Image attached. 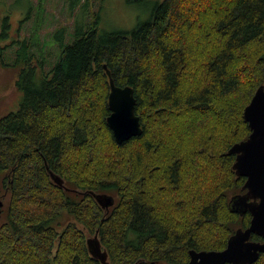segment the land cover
Returning <instances> with one entry per match:
<instances>
[{
    "label": "trees",
    "instance_id": "1",
    "mask_svg": "<svg viewBox=\"0 0 264 264\" xmlns=\"http://www.w3.org/2000/svg\"><path fill=\"white\" fill-rule=\"evenodd\" d=\"M99 20L93 12L71 43L56 29L52 66L56 48L44 53L38 35L16 42L23 99L0 117V264H102L84 231L98 232L110 264H187L191 249H224L250 224L229 207L246 182L229 150L249 137L244 110L264 85V0H157L128 30ZM105 63L134 88L143 129L121 144L107 124Z\"/></svg>",
    "mask_w": 264,
    "mask_h": 264
},
{
    "label": "water",
    "instance_id": "2",
    "mask_svg": "<svg viewBox=\"0 0 264 264\" xmlns=\"http://www.w3.org/2000/svg\"><path fill=\"white\" fill-rule=\"evenodd\" d=\"M103 68L109 77V109L107 124L113 132L118 144L143 132L140 117L136 114V97L134 88L130 85L120 86L115 83L107 64ZM244 118L248 122L251 133L241 142L235 143L229 152L236 154L233 168L236 174L246 177L244 192L233 195L229 201L232 211L243 215L251 213L248 227L238 228L228 239L227 246L221 250L191 249L187 264H253L261 253H264V241L253 240L252 235L264 237V85H260L249 104L245 107ZM47 168L53 181L65 186L64 180ZM102 207L108 211L115 203L110 194L92 193ZM4 201L0 195V218ZM88 249L92 257L102 264H110L108 252L103 249L98 232L88 238ZM152 264H155L154 262Z\"/></svg>",
    "mask_w": 264,
    "mask_h": 264
},
{
    "label": "rangeland",
    "instance_id": "3",
    "mask_svg": "<svg viewBox=\"0 0 264 264\" xmlns=\"http://www.w3.org/2000/svg\"><path fill=\"white\" fill-rule=\"evenodd\" d=\"M77 1L0 0V33L4 30V18L7 15L10 17V26L5 30L8 37L3 39L4 43H1L2 46L7 47V50L0 59V117L16 111L23 99V91L19 90L16 84L20 67L15 66L13 60L17 41L38 35L39 41L45 48L44 53L55 50L56 29L66 27L65 42L71 43L74 39L72 37L74 28H86V23L90 21L93 12L99 15V28L102 30L132 29L139 22L149 18L151 7L157 0H142L134 3H129L128 0H80L75 6ZM37 26L38 28L35 29ZM37 53L40 54L38 51ZM60 56L61 47L58 44L55 54L49 57V65H54ZM6 191L3 185H0V193ZM63 220L66 221L67 217L64 216ZM77 225L83 228L81 224L77 223ZM87 234L89 237L93 236L88 232Z\"/></svg>",
    "mask_w": 264,
    "mask_h": 264
},
{
    "label": "flooded vegetation",
    "instance_id": "4",
    "mask_svg": "<svg viewBox=\"0 0 264 264\" xmlns=\"http://www.w3.org/2000/svg\"><path fill=\"white\" fill-rule=\"evenodd\" d=\"M6 193H7V191H6ZM84 235H85V242H86V245H87V248H88V238H89V236L87 234V231H84ZM262 241H264V240H262Z\"/></svg>",
    "mask_w": 264,
    "mask_h": 264
}]
</instances>
